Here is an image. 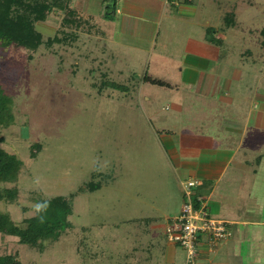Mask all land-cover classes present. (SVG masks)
I'll use <instances>...</instances> for the list:
<instances>
[{
    "label": "rangeland",
    "instance_id": "374dc122",
    "mask_svg": "<svg viewBox=\"0 0 264 264\" xmlns=\"http://www.w3.org/2000/svg\"><path fill=\"white\" fill-rule=\"evenodd\" d=\"M163 1L155 0L159 14ZM180 1L184 8L168 7L180 17L163 19L157 54L173 45L168 42L174 40L172 22L179 47L189 37L211 39L216 33L215 38L222 39L212 46L220 53V64L234 66L243 76L241 83L249 81L244 110H264V0H191V6ZM116 2L123 13L130 11L126 1ZM69 4L80 17L77 24L63 26L67 13L55 9L36 29L44 40L62 29L76 32L75 42L43 44L37 51L0 45V85L12 99L14 114L10 124L0 123V145L23 161L17 181L0 182V188L18 190L13 203L0 201V212L23 226L41 201L74 195L71 226L59 240L42 241V250L0 233V255H15L21 264H130V253L139 250L146 262L148 249L171 244L165 234L152 241L148 222L158 217L166 230L183 200L174 166L156 132L165 122L184 125L185 116L173 107L180 102L179 94L141 84L149 67V43L123 34L120 17L105 18L104 0ZM231 14L234 24L228 26L225 19ZM155 56L148 70L159 77ZM210 61L203 75L214 74L216 64ZM104 79L127 85L128 90H99ZM235 80L233 86L239 84ZM180 93L185 110H224L219 103L213 107L211 97L196 98L185 89ZM144 95L152 100L146 102ZM236 108H242L240 103ZM37 143L41 149L33 157ZM90 182L101 188L90 191Z\"/></svg>",
    "mask_w": 264,
    "mask_h": 264
},
{
    "label": "crops",
    "instance_id": "0c3cea01",
    "mask_svg": "<svg viewBox=\"0 0 264 264\" xmlns=\"http://www.w3.org/2000/svg\"><path fill=\"white\" fill-rule=\"evenodd\" d=\"M119 1H126V6L130 8L125 13L116 8L114 15L120 17V31L149 43L148 69L156 52L154 70L159 77L153 76L148 69L144 77L165 83L160 86L144 80L141 84L144 82L167 88L179 94L176 97L180 102L173 107L185 116L184 125L172 126L165 122L156 131L182 190L183 200L178 210H181L184 202L183 185L189 180H196L195 193L205 197L212 217L225 221L232 233L227 240L213 247L209 245L207 235H203L197 263L264 264V110H244L249 81L241 83L243 76L237 74L234 66L220 64V53L206 35L202 40L189 37L184 41V46L179 47L173 22L171 33L174 40L168 37V42L173 45L168 44L166 49L160 46L163 52L157 54L163 19L168 17L174 20L179 16L168 7L184 8L180 6V0H164L161 14L155 11V0ZM185 1V6H191V0ZM103 36L105 39L106 34ZM210 60L216 64L211 69L214 74L203 75L202 69L210 68ZM235 79L239 83L237 86H233ZM183 89L192 95L197 94L196 98L199 95L211 97L212 106L216 107V103H219L225 105L224 110H185L183 105L186 101L180 93ZM143 100L149 102L152 97L144 95ZM239 103L242 108L235 110V105ZM216 111L218 114L212 115ZM206 116H213L214 119L208 121ZM206 121L212 122L206 127L201 126ZM251 155L253 158L250 160ZM148 223L152 241L157 242L154 238L165 234V226L161 225L158 217ZM155 246L158 248L155 249ZM147 251L146 262L140 257L143 254L137 250L130 253L129 263L186 264V256L176 245L167 243L164 246L160 243Z\"/></svg>",
    "mask_w": 264,
    "mask_h": 264
},
{
    "label": "trees",
    "instance_id": "16d2710c",
    "mask_svg": "<svg viewBox=\"0 0 264 264\" xmlns=\"http://www.w3.org/2000/svg\"><path fill=\"white\" fill-rule=\"evenodd\" d=\"M109 2L110 0H104L106 4L105 18L111 20L113 19L112 15L116 12L117 2H115L114 12H110L107 7ZM69 3L70 0H0V45L5 48L14 45L37 51L43 44L52 47L63 42H75L79 35L76 32H66L62 29L58 34L44 40L43 35L36 29V24L44 22L55 9L69 15L66 14L64 17L63 26L77 24L80 17H75L77 15L73 9H69ZM225 21L228 26L233 25L232 14L227 16ZM212 32H214L213 29ZM261 34L264 35V29ZM220 40L215 37L210 39V41L218 44ZM144 80L151 84L165 85L163 81L150 77H144ZM98 88L99 90L104 88L118 89L122 92L128 90L127 85L107 79H104ZM13 120L12 99L0 85V123L8 125ZM1 143L2 139L0 138ZM32 149V155L35 157L40 151L41 145L39 143L34 144ZM22 167L23 161L16 155L6 152L0 145V182L17 181ZM88 185L90 191L101 188V184L93 182ZM17 197L18 190L16 188H0V201L13 203ZM73 198L74 195L70 197L56 196L41 201L40 205L47 204L46 209L38 210L34 216L24 219L23 226L15 223L9 214L0 212V233L18 237L21 244L42 250V241L59 240L65 230L71 226L69 216L73 214ZM41 218H43V222H41ZM0 264H21V262L15 255H0Z\"/></svg>",
    "mask_w": 264,
    "mask_h": 264
},
{
    "label": "built area",
    "instance_id": "2783aa9c",
    "mask_svg": "<svg viewBox=\"0 0 264 264\" xmlns=\"http://www.w3.org/2000/svg\"><path fill=\"white\" fill-rule=\"evenodd\" d=\"M197 184L198 181L189 180L183 185V205L177 215L170 217L165 230L167 240L185 250L186 264H198L203 235L213 247L232 234L225 221L212 217L205 197L195 193Z\"/></svg>",
    "mask_w": 264,
    "mask_h": 264
},
{
    "label": "water",
    "instance_id": "95a60500",
    "mask_svg": "<svg viewBox=\"0 0 264 264\" xmlns=\"http://www.w3.org/2000/svg\"><path fill=\"white\" fill-rule=\"evenodd\" d=\"M115 2H116V0H110V2L107 5V7L110 9V12L115 11Z\"/></svg>",
    "mask_w": 264,
    "mask_h": 264
},
{
    "label": "clouds",
    "instance_id": "9594fccd",
    "mask_svg": "<svg viewBox=\"0 0 264 264\" xmlns=\"http://www.w3.org/2000/svg\"><path fill=\"white\" fill-rule=\"evenodd\" d=\"M46 207H47L46 203L43 205H38V210H44V209H46ZM41 222H43V218H41Z\"/></svg>",
    "mask_w": 264,
    "mask_h": 264
}]
</instances>
